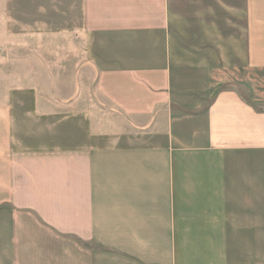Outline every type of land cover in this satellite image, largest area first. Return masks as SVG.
<instances>
[{"label": "crops", "instance_id": "crops-1", "mask_svg": "<svg viewBox=\"0 0 264 264\" xmlns=\"http://www.w3.org/2000/svg\"><path fill=\"white\" fill-rule=\"evenodd\" d=\"M0 264H264V0H0Z\"/></svg>", "mask_w": 264, "mask_h": 264}]
</instances>
